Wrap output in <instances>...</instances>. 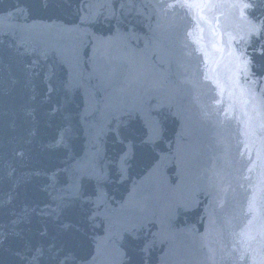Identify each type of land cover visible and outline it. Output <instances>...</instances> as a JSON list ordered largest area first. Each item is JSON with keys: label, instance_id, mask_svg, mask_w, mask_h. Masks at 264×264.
Wrapping results in <instances>:
<instances>
[{"label": "water", "instance_id": "1", "mask_svg": "<svg viewBox=\"0 0 264 264\" xmlns=\"http://www.w3.org/2000/svg\"><path fill=\"white\" fill-rule=\"evenodd\" d=\"M0 264H264V0H0Z\"/></svg>", "mask_w": 264, "mask_h": 264}]
</instances>
